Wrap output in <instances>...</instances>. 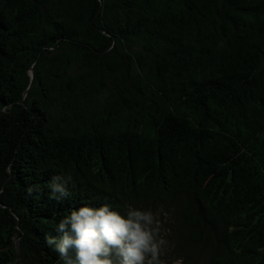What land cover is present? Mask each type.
<instances>
[{
	"label": "trees",
	"instance_id": "1",
	"mask_svg": "<svg viewBox=\"0 0 264 264\" xmlns=\"http://www.w3.org/2000/svg\"><path fill=\"white\" fill-rule=\"evenodd\" d=\"M85 201L264 264V0H0V264H62L45 236Z\"/></svg>",
	"mask_w": 264,
	"mask_h": 264
},
{
	"label": "clouds",
	"instance_id": "2",
	"mask_svg": "<svg viewBox=\"0 0 264 264\" xmlns=\"http://www.w3.org/2000/svg\"><path fill=\"white\" fill-rule=\"evenodd\" d=\"M70 184L71 176H53L49 199L59 203L68 198ZM38 190L39 185L29 186L27 194ZM158 223L151 210L128 206L118 211L109 203L85 201L67 210L55 224L59 235L45 236V243L62 264H162L161 251L168 242L159 235Z\"/></svg>",
	"mask_w": 264,
	"mask_h": 264
},
{
	"label": "rangeland",
	"instance_id": "3",
	"mask_svg": "<svg viewBox=\"0 0 264 264\" xmlns=\"http://www.w3.org/2000/svg\"><path fill=\"white\" fill-rule=\"evenodd\" d=\"M153 214L159 222V235L168 242L161 251L160 260L162 264H176L175 261L178 259L174 256L175 250H182L188 254L191 260L190 264H199L197 251L184 240L178 208L170 206L164 210H155Z\"/></svg>",
	"mask_w": 264,
	"mask_h": 264
}]
</instances>
